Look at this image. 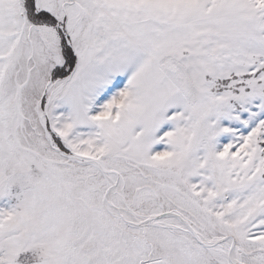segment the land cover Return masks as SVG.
Returning <instances> with one entry per match:
<instances>
[{"label": "snow or ice", "instance_id": "6c2138e0", "mask_svg": "<svg viewBox=\"0 0 264 264\" xmlns=\"http://www.w3.org/2000/svg\"><path fill=\"white\" fill-rule=\"evenodd\" d=\"M0 264H264V0H0Z\"/></svg>", "mask_w": 264, "mask_h": 264}]
</instances>
